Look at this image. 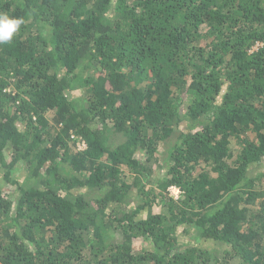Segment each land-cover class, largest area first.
Masks as SVG:
<instances>
[{"label":"trees","instance_id":"obj_1","mask_svg":"<svg viewBox=\"0 0 264 264\" xmlns=\"http://www.w3.org/2000/svg\"><path fill=\"white\" fill-rule=\"evenodd\" d=\"M0 12V264H264V0Z\"/></svg>","mask_w":264,"mask_h":264},{"label":"clouds","instance_id":"obj_2","mask_svg":"<svg viewBox=\"0 0 264 264\" xmlns=\"http://www.w3.org/2000/svg\"><path fill=\"white\" fill-rule=\"evenodd\" d=\"M24 21L0 12V45L10 43Z\"/></svg>","mask_w":264,"mask_h":264},{"label":"rangeland","instance_id":"obj_3","mask_svg":"<svg viewBox=\"0 0 264 264\" xmlns=\"http://www.w3.org/2000/svg\"><path fill=\"white\" fill-rule=\"evenodd\" d=\"M166 146H167L166 144L161 145V146L159 147V149L157 150L156 155H157L158 159H157V161L154 163V164H155V167L162 163V161H163L162 158L164 157V152H165ZM1 175H2V171L0 170V186H1V187H4V186H6L7 184H6V182L4 181V179L2 178Z\"/></svg>","mask_w":264,"mask_h":264},{"label":"built area","instance_id":"obj_4","mask_svg":"<svg viewBox=\"0 0 264 264\" xmlns=\"http://www.w3.org/2000/svg\"><path fill=\"white\" fill-rule=\"evenodd\" d=\"M84 146L83 142L78 141L77 147L82 148ZM169 193L172 197L177 198L179 194V188L176 186H170L169 187Z\"/></svg>","mask_w":264,"mask_h":264}]
</instances>
